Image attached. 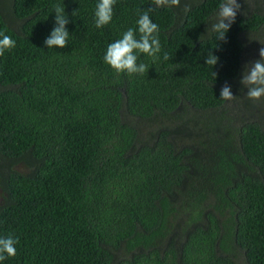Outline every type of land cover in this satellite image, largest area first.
I'll return each instance as SVG.
<instances>
[{"label":"trees","instance_id":"16d2710c","mask_svg":"<svg viewBox=\"0 0 264 264\" xmlns=\"http://www.w3.org/2000/svg\"><path fill=\"white\" fill-rule=\"evenodd\" d=\"M97 2L0 0V236L19 238L0 264H264V98L235 116L220 95L247 93L264 16L219 40L222 0L156 7L159 59L129 75L103 57L152 0H116L102 28ZM56 4L70 35L49 49Z\"/></svg>","mask_w":264,"mask_h":264},{"label":"clouds","instance_id":"9594fccd","mask_svg":"<svg viewBox=\"0 0 264 264\" xmlns=\"http://www.w3.org/2000/svg\"><path fill=\"white\" fill-rule=\"evenodd\" d=\"M181 0H152L153 7L144 10H138V19L136 28H128L120 39L110 43L107 46L106 53L103 57L116 73L143 74L148 71V67L144 63H137V52L146 54L147 56L159 59L158 54L161 52V44L159 40V26L151 19L150 13L156 7H172L179 6ZM116 0H98L95 7V26L102 28L108 25L113 18L114 6ZM55 12V26L50 35L45 39L44 43L49 49L56 47L66 48L69 39V31L67 25L70 20L65 12V6L56 4L53 6ZM241 5L237 0H222L219 10L216 13L215 22L211 25V32L218 34L219 40L226 39V33L229 31L232 23L235 22L237 12ZM185 12L189 11V6L185 5ZM78 10L72 13L76 16ZM137 32L139 35L137 36ZM209 32V29H207ZM202 37V36H201ZM264 44V43H261ZM16 46V41L4 32H0V56H3L6 50H11ZM260 59L251 61L244 66L242 79L240 83L247 87L246 97L253 102L260 101L264 98V47L259 49ZM169 59L167 53L163 57ZM219 58L212 52L208 53L206 64L215 66ZM222 100H232L235 97L232 94L230 86L225 84L221 89ZM19 238L8 234L0 236V261H4L8 257H15L17 254L16 245Z\"/></svg>","mask_w":264,"mask_h":264},{"label":"rangeland","instance_id":"374dc122","mask_svg":"<svg viewBox=\"0 0 264 264\" xmlns=\"http://www.w3.org/2000/svg\"><path fill=\"white\" fill-rule=\"evenodd\" d=\"M237 2L241 5L240 10L237 14H246L251 15L257 12H260L262 16H264V0H237ZM262 35H251V39H249L248 49L246 51L245 65L251 61H255L260 59L259 49L264 47V28H262ZM252 40V41H250ZM235 93L233 96L235 97L232 100H229L227 103V109L234 114L235 116L242 115L241 109L243 108V102L246 100V94L242 91L239 92L238 95ZM146 135V133H144ZM145 137V136H144Z\"/></svg>","mask_w":264,"mask_h":264}]
</instances>
